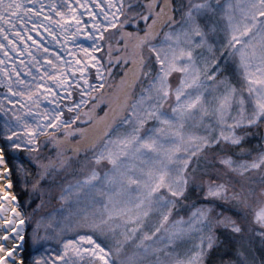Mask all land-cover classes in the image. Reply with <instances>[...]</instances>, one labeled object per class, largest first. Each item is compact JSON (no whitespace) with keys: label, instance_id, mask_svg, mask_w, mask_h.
Returning <instances> with one entry per match:
<instances>
[{"label":"snow or ice","instance_id":"6c2138e0","mask_svg":"<svg viewBox=\"0 0 264 264\" xmlns=\"http://www.w3.org/2000/svg\"><path fill=\"white\" fill-rule=\"evenodd\" d=\"M0 89V264H257V238L264 264V0H0ZM101 105L62 180L69 159H41L40 137L59 146ZM21 152L32 213L60 202L28 234Z\"/></svg>","mask_w":264,"mask_h":264},{"label":"trees","instance_id":"16d2710c","mask_svg":"<svg viewBox=\"0 0 264 264\" xmlns=\"http://www.w3.org/2000/svg\"><path fill=\"white\" fill-rule=\"evenodd\" d=\"M141 2H143V0H141ZM144 27H145L144 22L141 21L140 22V28L143 29ZM129 30H131V27ZM118 39H119L118 33L116 35L112 36L111 42H112L113 46H116V41ZM124 66L125 65H123V64H119V65L113 64V66L111 68L112 75L109 76L107 74L108 76H107L106 80H107L108 84H116L119 82V79L121 78V76H123V73H124V69H125ZM107 67H108V62H107ZM109 90L110 89L108 87H106L104 89V94L106 93V91H109ZM94 95H100V93H94ZM88 107L91 108L92 106L89 105ZM84 111H88V109L86 108V109H84ZM103 112L104 111H101V113H103ZM81 121H84V120L81 118ZM81 121H77L74 125H72L71 129H66V130L64 129V130L57 131L56 132V135H57L56 138H58L59 141H67L68 138L65 136L66 131H69V130L72 131V129H83V131H84V129H85L84 126L86 125V123L81 122ZM78 133H82V132L78 131L77 133H74L73 135H80ZM76 140H78V138H74V139L72 138L70 140V142L72 143ZM0 142H2V141H0ZM60 146H62V145H59V146L55 145L52 142V138L50 136L45 137L40 142V156H41V159H43L45 161H47L48 159L56 160L58 158V156H57L58 153H59L60 159L68 158L71 165H72V168L69 169L68 173L64 174L61 177V179L62 180H69L72 177V174L74 172V168L76 166H80V162L85 157L86 148L81 149V148H78L77 146H76V148H73L72 145H69V146H67L69 151L65 152L61 149ZM77 149H79V151H77ZM87 154L89 155V154H91V152L87 151ZM19 160L21 162H23L28 167L30 172L33 173L32 175H28L27 177H25L22 173H19L16 171L17 164H15V163L12 164V167L14 169L12 179H13V183H14L15 193L19 199V202H20L26 216H32L31 219H28L26 221L27 222V233L26 234H28L31 232V229L34 228L35 220L43 214L45 208H47V207L50 208V205L53 203V201L50 205H47L45 208L41 209L38 213H35V214L32 213V209L35 208L36 205L39 204V202H40L38 194L33 193L31 190V183L34 179L35 165L31 164L29 162L28 154L25 152L20 153ZM25 184H27V187H25ZM30 199L32 201L31 204L28 203V201ZM192 199L195 200L196 197L194 196ZM259 253H260V241L257 238V240L254 242L253 247L251 249V254L255 255V258L257 260V264L260 260V254ZM215 255L218 256L219 253H217Z\"/></svg>","mask_w":264,"mask_h":264},{"label":"rangeland","instance_id":"374dc122","mask_svg":"<svg viewBox=\"0 0 264 264\" xmlns=\"http://www.w3.org/2000/svg\"><path fill=\"white\" fill-rule=\"evenodd\" d=\"M49 2V0H44V3H48ZM83 19L85 20V21H88V16L87 15H85L84 17H83ZM103 18L101 17V20H102ZM177 19H179V14L177 13ZM116 30H113V32H115ZM163 31H167V27H165L164 29H163ZM33 35L35 36V33H33ZM112 36L113 35H111V38H112ZM37 39H40L41 40V42L42 43H44L46 46H49V47H52L54 50H56V49H58V45H54V44H49L48 43V41H50L51 40V37H48L46 34H44V36H43V39H41V37H36ZM161 38H162V34H161ZM80 42H82V43H84L86 46L87 45H89V44H91V41H86V40H84L83 39V37H81L80 38ZM69 47L71 48L72 46L71 45H69ZM114 48H115V46H113ZM106 51V50H105ZM96 56L97 57H99V58H101L102 59V61H103V63H104V66H105V68H107V62H108V60H107V56L105 55V52H97L96 53ZM66 58L67 59H71V57H67L66 56ZM18 62V61H17ZM124 71L126 70V66H124ZM90 72H91V76H90V82H92V83H98L99 81H97L96 80V76H95V72H96V69L95 68H92V69H90ZM107 73H105V78L107 79ZM3 90L2 89H0V92H2ZM113 90L112 89H110L109 91H106V93H105V98H107V94L109 93V92H112ZM93 95H94V93H93ZM75 98L77 99V100H79V94H78V92L75 94ZM105 106V107H104ZM104 109V110H103ZM108 109H107V106L106 105H101L100 106V108H98V109H96L95 110V112L93 113V115H94V117L96 118V120H95V122L94 123H86V125L84 126V131L82 132V133H78V134H80V135H71V136H66L67 138H68V140L67 141H60V143H59V145H62V146H60L61 147V149L63 150V151H65V152H68L69 151V149H68V147L67 146H69V145H72V147L73 148H76V146L78 147V148H81V149H84V148H86V150H88V152H91L90 151V149H89V144H90V142L91 141H93V140H96L98 137H99V135H100V133L104 130V128H105V124H106V121H104V120H102V119H100V118H103L104 117V113H105V111H107ZM101 111H104L103 113H101ZM102 114V115H101ZM71 116V114L70 113H66L65 114V118L67 119V118H69ZM82 119L83 120H85L86 118L84 117H82ZM2 122H3V117L2 116H0V135H2V132H3V127H2ZM81 122H83V121H81ZM85 123V122H84ZM61 130H64V129H61ZM66 130V129H65ZM75 129H72V131H74ZM49 131H51V130H49ZM60 131V130H59ZM70 131V130H69ZM78 131H75L74 133H77ZM260 134H264V130H261V133H258V135H260ZM57 136V135H56ZM45 137H48V136H41L40 137V142L42 141V139H44ZM74 139V138H78V140H76V141H74V142H70V140L71 139ZM20 155V153H18V156ZM89 155H91V154H89ZM83 160H84V158L82 159V161L80 162V166H76L75 168H74V172H73V174H72V176L73 175H79V172L77 171L80 167H81V164H82V162H83ZM72 178V177H71ZM70 178V179H71ZM69 179V180H70ZM253 179H259V176H256V177H253ZM13 190H14V183H13ZM14 192H15V190H14ZM16 194V193H15ZM17 196V195H16ZM18 202H19V199H18ZM19 204H20V202H19ZM58 208H60V202L58 201V199H53V203L50 205V208H45V210H44V212H43V214L41 215V216H47L50 212H52V211H54L55 209H58ZM21 212H23L24 214H25V212H24V210H23V208H22V206H21V204H20V209H19ZM183 214V213H182ZM26 215V214H25ZM37 219H39V217L37 218ZM36 219V220H37ZM34 227H35V222H34ZM25 232L27 233V222H26V224H25ZM53 247H56V245L55 244H53L52 245Z\"/></svg>","mask_w":264,"mask_h":264},{"label":"bare ground","instance_id":"6f19581e","mask_svg":"<svg viewBox=\"0 0 264 264\" xmlns=\"http://www.w3.org/2000/svg\"><path fill=\"white\" fill-rule=\"evenodd\" d=\"M10 191H11V193H12L13 195H16L15 192H14V190H13V188H12ZM0 203H6V202L0 201ZM16 203H17L16 201H13V202H12V204H16ZM9 215H11V213H9ZM23 227L25 228V225H24Z\"/></svg>","mask_w":264,"mask_h":264}]
</instances>
